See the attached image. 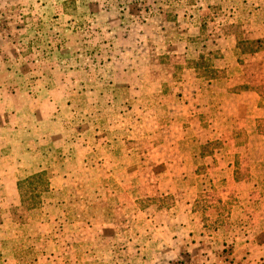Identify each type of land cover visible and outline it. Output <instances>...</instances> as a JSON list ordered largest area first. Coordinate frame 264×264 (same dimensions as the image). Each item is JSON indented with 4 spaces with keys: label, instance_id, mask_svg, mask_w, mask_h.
I'll use <instances>...</instances> for the list:
<instances>
[{
    "label": "crops",
    "instance_id": "0c3cea01",
    "mask_svg": "<svg viewBox=\"0 0 264 264\" xmlns=\"http://www.w3.org/2000/svg\"><path fill=\"white\" fill-rule=\"evenodd\" d=\"M107 3L110 6L95 11L105 19L99 28L100 48L88 56L70 54L60 62V77L57 65L49 69L51 76L35 69L24 76L19 70L23 65H13L27 63L21 48L12 55L0 54V264H173L169 262L172 254L182 259L196 255L201 263L208 257L219 261L225 244L235 264L264 258V199L259 211H251L252 203L264 193V139L255 127L256 117L264 116V111L257 108L256 91L229 89V82H243L245 73L264 74V0H164L159 10L154 0L144 8H128L117 0ZM40 8L35 1V11ZM168 8L171 19L164 12ZM91 11L84 8L81 14L87 17ZM8 27L2 22L0 29ZM199 34L206 35L201 48L221 53L213 60L221 75L205 81L187 70L172 93L181 100L171 101L165 111L159 109L162 118L155 119L158 108L146 99L158 90L148 80L151 54L198 58L203 49L192 50L189 38ZM247 40L256 43V50L241 55ZM7 43L11 45L9 38ZM87 96L106 101L116 110L103 125L104 132L98 129L95 134L88 127L93 126L91 119L83 120L79 138L71 134L79 128L71 122V102ZM200 113L207 114L206 122ZM176 117H185L186 124L178 125L190 126L193 132L176 129L177 138H164V144L229 142L233 126L244 129L249 180L234 182L232 178L233 154L241 152L226 156L216 152L209 157H197L194 152L191 160L204 164L205 172L180 160L179 168L162 169V176L169 180L166 184L180 187L179 211L163 216L143 212L136 197L123 200L117 191L144 175L148 162L167 167L170 158L161 156L158 146L146 153L124 154L123 137H135L143 130L138 137L152 139L163 119ZM78 146L86 155L77 153ZM135 155L139 162L131 166ZM41 170L50 173L46 196L38 208L28 211L27 220L13 219L11 209L21 205L19 182ZM98 180L107 183L98 188ZM107 185L112 192L109 198L104 196ZM207 185L220 194L234 193L236 205L227 217L228 232L220 227L206 231L193 217L194 197Z\"/></svg>",
    "mask_w": 264,
    "mask_h": 264
},
{
    "label": "rangeland",
    "instance_id": "374dc122",
    "mask_svg": "<svg viewBox=\"0 0 264 264\" xmlns=\"http://www.w3.org/2000/svg\"><path fill=\"white\" fill-rule=\"evenodd\" d=\"M35 1L41 3V8L38 11H35ZM117 1L126 5L128 8H133L135 5L144 8L149 3V0ZM154 2L158 10L163 8L164 0H154ZM105 6H110L107 0H0V26L2 22L9 26L6 31L0 29V44H2L0 45V54L3 51H7L9 55H12L16 52V49L18 52V49L21 48L22 52L20 53L24 54V60L27 63L19 64L16 62L18 64L13 65H23L19 70L23 69L24 76H30V72L33 69L37 73L51 76L49 69L57 65L55 71L57 76L60 77L62 75V70L60 69L62 63L60 62L70 56V54H85L88 56L94 54L100 48L99 44H97V42H100L98 38L99 28L102 27L105 19H103L104 16L99 15V12L95 11L104 9ZM84 8H91V15H87L86 17L81 14ZM164 12H166L167 19L172 18L170 8ZM208 12L210 15L212 13L211 9H208ZM73 22L79 23L73 25ZM83 22H85L86 26L83 25ZM233 31L238 34L236 28ZM5 36L10 39L11 45L7 43ZM205 37V34H199L189 38L192 50L197 51L203 49L200 47V43L203 42ZM241 46L243 47L241 55L243 53L253 52L257 47L253 40H247ZM17 56L19 60V55ZM219 57H221L220 52L206 48L202 50L198 58H186L183 55L161 54L159 52L152 53L148 80L158 90L146 99L149 101V105L158 108L154 112L155 119H159L158 117L162 118L161 115L163 113L159 109H164L165 111L168 108L166 105L171 103V101L179 102L181 100V98L173 96L172 93L181 85L187 70L193 71L197 78L205 81L219 77L221 72L213 67V60ZM12 59L16 60L17 57ZM239 61L242 62V58ZM229 85V89L232 91L246 89L259 93L260 100L257 108L264 111L263 72L254 70L245 73V80L243 82L233 79L229 82ZM104 99L106 98L104 97ZM97 100L98 98L95 96H87L84 100L80 99L71 102V111L73 112L74 120L70 121L77 125L76 127H79L71 134L75 133L76 137H81L78 133L79 129L82 128V123H85V121L83 122L85 119H91L93 126L88 127L94 130L95 134L98 133V129H103L102 132L105 131L103 125L108 119L113 118L112 116L114 115L116 106H109V104H106V101L100 103ZM171 111L174 113V109L169 106V112ZM199 116H203V121L206 122L205 118H207V114L200 113ZM184 119L185 117L163 119L161 125L163 124L164 126L160 127V125L159 127H155V136L152 139L139 138L138 136L143 135V130H140V133L137 132L135 137L133 135L123 137L124 143H122V149L124 154L127 151L133 153L132 150H139L140 152L146 153L152 146H158L161 150L159 154L165 158H170L167 160V167L156 162L149 164L148 160H145L148 164L146 162L147 169H145L144 175H137L133 182H129L127 186L119 188V191H117V195L120 193L123 200H127L126 198L131 195L136 197L137 205L143 212H151L154 215L163 216L165 212L167 214H176L179 211L176 204L181 197L180 187L178 184H173V182L171 185L166 184L169 180L162 176L164 173L162 169L179 168L180 160L182 164L185 163L191 166L190 168L197 169L200 173L205 172L207 167L204 164L197 165L196 160H191V154L194 152H197V157H209L216 152H221L225 156L229 155L230 152H241L240 154H233L232 178L234 182L249 180L247 156L244 153L245 147L247 146V133L244 129L237 125H235L236 127L233 126L229 142L214 140L199 145L197 143L184 142L179 144L175 141H168L164 144L162 142L164 138L170 140L177 138L174 137L178 133L176 129H180L179 133L190 134L189 132H193L190 126L186 129L178 125V123L186 124V120ZM169 120L172 122H169ZM236 120L238 124L239 120ZM255 127L257 134L264 139V116L256 117ZM202 129L197 128L196 131ZM83 145L85 146V144ZM77 153L81 156L86 155L85 151L79 146L77 147ZM137 158V155L133 156V159L136 161H133L131 166L133 163L135 165L139 162ZM143 166L146 165L143 164ZM49 175L50 173L48 171L41 170L33 173L31 175L33 177L26 180L25 185L27 190L24 191L25 193L22 196L26 202L24 205L21 204L11 209L13 219L25 221L27 220L28 211L39 207L42 198L46 196L43 188L46 181L47 183L49 182ZM100 183L107 182L106 180H102V182L98 180L95 185L101 188ZM111 193V187L107 185V189H104V196L108 198L112 197ZM263 199L264 193L261 192L259 199L255 200V203H252L251 211L257 209L259 211L263 207ZM192 205L191 210L195 213L193 217H196V221L197 219L200 221L206 231H211L216 227L226 229L224 230L225 232L229 231L230 227H228L227 217L229 218V213L236 205L232 191L220 194L212 185H207L196 193ZM250 224L253 225V218H251ZM227 248V244H225L219 261L215 259L210 261L208 257L206 262L201 261L200 263L196 259L198 258L196 255L191 256L189 259H182L181 256L172 254L169 257V262L173 264H235L234 256H231ZM255 259L257 258L254 257L251 259L253 260L251 264H264V258H260L259 260ZM189 260L190 262H188Z\"/></svg>",
    "mask_w": 264,
    "mask_h": 264
},
{
    "label": "trees",
    "instance_id": "16d2710c",
    "mask_svg": "<svg viewBox=\"0 0 264 264\" xmlns=\"http://www.w3.org/2000/svg\"><path fill=\"white\" fill-rule=\"evenodd\" d=\"M195 71V70H194ZM30 177H33V176H31V175H29L28 177H26L25 179H22L20 182H19V193H20V196H21V204L22 205H24L25 204V202H26V200H24L23 198H22V196L24 195V191L25 190H27V188H26V185H25V183H26V180L28 179V178H30ZM44 190H45V192H44V194L47 192V190H48V183H47V181H46V184H45V186H44V188H43ZM41 197H42V195H41ZM40 205V204H39ZM31 206V205H30ZM217 220V219H216ZM215 220V221H216ZM225 223V222H224ZM216 228H218V227H216Z\"/></svg>",
    "mask_w": 264,
    "mask_h": 264
}]
</instances>
